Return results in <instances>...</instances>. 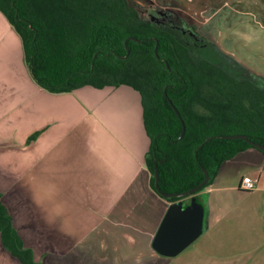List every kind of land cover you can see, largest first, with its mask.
Returning a JSON list of instances; mask_svg holds the SVG:
<instances>
[{"label": "crops", "instance_id": "1", "mask_svg": "<svg viewBox=\"0 0 264 264\" xmlns=\"http://www.w3.org/2000/svg\"><path fill=\"white\" fill-rule=\"evenodd\" d=\"M127 1L142 16L150 10L177 15L198 38L264 77V0ZM149 145L137 92L45 91L31 75L21 38L0 12V194L37 262L171 263L152 248L171 203L151 187ZM246 176L258 180L255 191L240 190ZM235 192H258L256 204L264 209L261 152L250 149L223 163L202 192L209 202L204 242L191 262L264 264V211H237L244 198L235 204L226 199ZM251 218L262 227L236 226ZM0 264H22L1 239Z\"/></svg>", "mask_w": 264, "mask_h": 264}, {"label": "trees", "instance_id": "2", "mask_svg": "<svg viewBox=\"0 0 264 264\" xmlns=\"http://www.w3.org/2000/svg\"><path fill=\"white\" fill-rule=\"evenodd\" d=\"M0 12L45 91L127 87L140 95L150 140L145 165L156 193V165L167 194L200 186L207 172L209 182L196 194L204 205L202 192L223 163L250 149L264 156L254 146L264 147V77L198 38L177 15L150 10L142 16L127 0H0ZM238 135L251 143L226 138ZM0 239L22 264H42L25 249L1 194Z\"/></svg>", "mask_w": 264, "mask_h": 264}, {"label": "water", "instance_id": "3", "mask_svg": "<svg viewBox=\"0 0 264 264\" xmlns=\"http://www.w3.org/2000/svg\"><path fill=\"white\" fill-rule=\"evenodd\" d=\"M176 114L180 117L179 112L173 106ZM183 130L180 139L185 135L186 127L182 120ZM229 139H238L251 143V141L242 135L226 137ZM257 149L264 152V147L255 144ZM159 169L155 166V188L158 195L165 199L178 198L179 201L172 203L162 221V224L155 235L152 243L154 251L166 258H174L190 247L204 232L205 207L198 202L197 192L201 187L209 182V175L206 172L205 181L198 187L182 193L167 194L163 193L159 187ZM190 199L188 205L185 204L186 199Z\"/></svg>", "mask_w": 264, "mask_h": 264}, {"label": "rangeland", "instance_id": "4", "mask_svg": "<svg viewBox=\"0 0 264 264\" xmlns=\"http://www.w3.org/2000/svg\"><path fill=\"white\" fill-rule=\"evenodd\" d=\"M181 35H185V33H180ZM207 49V48H205ZM261 186V185H260ZM259 193H251V194H244L242 192H238V193H229V196L226 195V199H228L227 201H231L233 202V204H235L236 202L239 201L240 198H244L243 203L241 204L240 208L237 211H251L254 212L255 214H259L262 212L259 211H264L263 206H260L259 204H256L257 202L255 201L259 196ZM246 197V198H245ZM204 204L209 206V202H208V197H204L203 200ZM259 207V208H258ZM258 208V209H257ZM260 218V216H259ZM261 223V220L259 221L258 219H247L243 221V224L238 226V224L236 225L237 227L240 228H245V229H252L254 227L256 228H260L262 226H260L259 224ZM204 242V237H200L199 239H197L187 250H185L182 254H180L177 257L174 258H168L170 259L171 263L170 264H197V260H193V262H191V257H193V255H197L198 253H195L194 251H196L197 248L200 247V245ZM217 243H220V241H218ZM187 257V258H186ZM186 258V259H185ZM167 259V258H166ZM185 260V262H184Z\"/></svg>", "mask_w": 264, "mask_h": 264}, {"label": "built area", "instance_id": "5", "mask_svg": "<svg viewBox=\"0 0 264 264\" xmlns=\"http://www.w3.org/2000/svg\"><path fill=\"white\" fill-rule=\"evenodd\" d=\"M258 180L251 177H244L240 183V190L245 193L253 192L257 189Z\"/></svg>", "mask_w": 264, "mask_h": 264}, {"label": "flooded vegetation", "instance_id": "6", "mask_svg": "<svg viewBox=\"0 0 264 264\" xmlns=\"http://www.w3.org/2000/svg\"><path fill=\"white\" fill-rule=\"evenodd\" d=\"M167 19H169V17H168ZM188 33H189V32H188Z\"/></svg>", "mask_w": 264, "mask_h": 264}]
</instances>
